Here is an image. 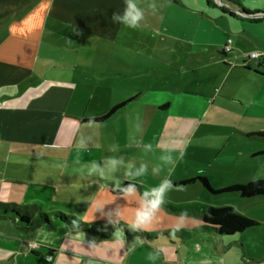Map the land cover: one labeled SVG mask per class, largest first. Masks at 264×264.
Segmentation results:
<instances>
[{
	"label": "crops",
	"instance_id": "0c3cea01",
	"mask_svg": "<svg viewBox=\"0 0 264 264\" xmlns=\"http://www.w3.org/2000/svg\"><path fill=\"white\" fill-rule=\"evenodd\" d=\"M225 1L229 9H220L221 14L237 21L248 20L252 27L242 26V31L264 41V35L253 28H263L264 32V16L253 20L237 14L240 11L264 15V0ZM142 2L136 0L141 9ZM149 2L161 3L163 9L167 0ZM125 6V0H0V192L7 195L12 189L21 193L20 206L35 205L42 210L43 203L51 207L55 201L63 200L83 208L85 217H93L89 223L108 221L104 219L114 210L119 220L134 221L145 201L137 197L132 198L133 202L126 199L131 194L127 191L112 194L114 182L102 170L107 168L108 165L103 166L107 161L95 158L97 147L78 145L74 137L102 127L114 132L131 130L139 139L144 131L151 130L145 129L142 119L154 112L182 119L202 117L205 111L196 112L193 104L205 94V68L212 66L214 77L220 78L219 93L229 76L238 81L243 76L250 86L251 96L245 102L239 99L241 104L253 108L234 111L236 117L255 119L264 114V63L257 60L255 69L251 60L228 66L224 63L228 54L221 55L223 50L216 52L218 61L212 59L208 66L191 69L193 78L176 85L181 91L175 92L172 100L166 99L158 87H174L170 80L160 84L148 76L158 66L161 70L171 66L180 51L184 57H205L210 52L174 50L173 37L167 33L171 23L165 16H145L137 29L113 21V13L122 15ZM223 34L226 40L232 37ZM195 70L200 75H194ZM141 76L148 77L143 92L140 81H134ZM229 93L227 90L225 94L229 99L235 97ZM120 104L124 105L106 120L89 122ZM171 104L176 111L170 110ZM126 108L127 116L122 113ZM248 130L254 128L239 131ZM261 151L264 147L252 149L247 155L257 158L260 156L253 155ZM93 165L98 168L95 175L87 171L76 173L75 167ZM178 184L173 186L179 187ZM162 213H154L151 223L155 231L149 232L201 226L194 220L181 219L185 223L180 225L187 227L168 228L172 218ZM10 221L18 230L26 231L18 222ZM35 230L57 238L56 250L49 249L55 252V264H264V228L231 238L198 235L182 241L172 236L170 240L152 243L126 241L118 232L99 240L56 223ZM12 244L0 240V248ZM31 254L42 259L40 253Z\"/></svg>",
	"mask_w": 264,
	"mask_h": 264
},
{
	"label": "rangeland",
	"instance_id": "374dc122",
	"mask_svg": "<svg viewBox=\"0 0 264 264\" xmlns=\"http://www.w3.org/2000/svg\"><path fill=\"white\" fill-rule=\"evenodd\" d=\"M142 10L145 16H165L167 22V33L173 37V49H188L209 51L205 57H184L181 51L171 66L156 68V72L148 77H154L157 83L168 82L174 87L160 89L165 93L166 99H171L175 92H180L177 87L184 79H192L191 69L197 66L210 65L218 61L216 52L224 51L227 42L223 33L232 36L230 44L232 52L227 53L224 63L228 66L240 64L250 60L248 55L252 49H257L264 57V41L255 38L249 31L243 32L242 26L252 27L248 20L237 21L223 16L220 9L227 10L229 5L225 0H167L164 3L166 8L162 9L161 3H150L152 0H142ZM148 1V3H147ZM145 2V4H144ZM154 6V7H153ZM233 15V13H230ZM239 17L246 19H261L259 15L248 14L237 11ZM256 28V31L264 35L263 28ZM223 32V33H222ZM239 38L241 40H239ZM175 55V54H174ZM257 60H251L250 64L255 69ZM220 64V62H219ZM221 65V64H220ZM227 70V69H224ZM185 71H188L185 73ZM196 71V70H195ZM223 73V71H222ZM235 73V72H233ZM194 75H200L196 71ZM217 75V74H216ZM206 85L204 95L195 100L193 104L196 112L205 111L202 117L195 116L187 119L176 118L168 113L154 112L153 116H146L141 122L145 129L140 138L133 135L131 130L109 131L105 128H97L90 133L82 132L74 137L78 145L90 148L97 147L95 158L107 161V168L102 170L110 181L114 182L115 190L120 189L126 182L140 186L125 197L133 202V197L143 201L152 199L145 197L158 188L164 181H169L171 190L164 194L163 202L172 208L189 206L190 204H202L212 208L231 207L237 210L244 217L264 221V198H241L238 194H211L200 183L195 182L185 186L174 187L173 184L186 180L205 177L212 190L217 191L235 184H246L248 182L264 180V160L261 157L251 158L248 152L252 149L264 147V137L251 135L264 132V114L255 119H241L236 117L234 111H245L251 109L250 105L241 104L240 99L245 102L250 95V86L244 82L243 76L238 81L231 76L226 77V86L219 93V77H214L212 66L204 69ZM223 76V75H222ZM148 77H139L134 81H140V89L145 91V81ZM153 79V78H152ZM127 81V80H126ZM235 96L227 97L226 91ZM235 98V99H234ZM240 98V99H239ZM215 103H213V101ZM137 104H135V108ZM128 108L123 110L128 115ZM170 110L176 111L175 105L171 104ZM141 111V108H140ZM170 111V112H171ZM121 113V112H120ZM254 130L239 131L240 128L251 127ZM248 136V137H246ZM112 161L116 163L113 164ZM143 168L142 174H137ZM76 169L78 175L85 171L89 174H97L98 168L89 166ZM100 171V168H99ZM95 182V181H94ZM96 183V182H95ZM93 184L95 186L96 184ZM108 187L110 183L104 182ZM10 194L0 192V203L18 204L23 203L22 194L8 189ZM122 197V196H121ZM118 197L117 199H122ZM126 202V200H123ZM42 213L59 211L67 216H75L82 222H92L93 217H85L84 209L74 204H67L55 201L51 207L45 203L40 205ZM34 212L32 205L29 206ZM117 211L107 216L109 222L117 224L122 222L127 225L128 231L152 230L153 223L148 228L140 227L133 229L132 220H119ZM126 212V211H125ZM158 212L171 216L170 223L166 227L180 225L181 219L194 220L201 223L199 217L191 212H176L161 204ZM200 225V224H199ZM195 225L193 227L199 226ZM164 226V225H163ZM187 225H180V227ZM45 231L50 232L49 229ZM264 235V232H261ZM0 240L10 241L13 244L0 248V264H55L53 263L56 250L57 238L43 234L39 230L21 231L13 226L10 220H0ZM42 255V259L35 257L31 252ZM58 256H62L61 254ZM57 264V263H56Z\"/></svg>",
	"mask_w": 264,
	"mask_h": 264
},
{
	"label": "trees",
	"instance_id": "16d2710c",
	"mask_svg": "<svg viewBox=\"0 0 264 264\" xmlns=\"http://www.w3.org/2000/svg\"><path fill=\"white\" fill-rule=\"evenodd\" d=\"M229 53V52H227ZM221 55H226L222 51ZM248 69V66H244ZM259 74L258 72H255ZM124 104H120L111 109L105 116L97 119L89 120V122H102L112 116ZM264 137V132L253 133ZM253 156H260L264 160V151H261ZM200 183L211 194H238L241 198H264V180H254L246 184H235L226 188L214 191L211 189L208 180L205 177H198L180 182L178 185L185 186L192 183ZM131 186L135 190L141 192L140 186L125 183L120 189H111L114 195H122ZM170 210L176 212H191L196 214L201 226L193 229H174L170 231L145 232L142 230L129 232L126 225L123 223L114 224L109 221H98L94 223L82 222L75 216H67L61 212L44 214L37 206H32L34 212L28 206H20L17 204L0 203V219H10L18 222L19 227L23 230L30 231L38 227H48L53 223L64 226L70 229L73 233H81L93 236L99 240L109 238L113 233L118 232L126 241H137L141 243H152L157 240H170L177 237L182 241L190 240L198 235H210L216 238H231L247 231H257L264 228V223L261 220H255L244 217L237 210L231 207L212 208L202 204H190L189 206L172 208L167 203H162Z\"/></svg>",
	"mask_w": 264,
	"mask_h": 264
},
{
	"label": "clouds",
	"instance_id": "9594fccd",
	"mask_svg": "<svg viewBox=\"0 0 264 264\" xmlns=\"http://www.w3.org/2000/svg\"><path fill=\"white\" fill-rule=\"evenodd\" d=\"M125 8L122 15L113 13L112 20H119L124 26L130 29H137L140 22L144 20V11L138 7L136 0H125ZM154 7V6H153ZM115 164V161H112ZM95 169V165H93ZM144 169L141 168L140 172L137 174H142ZM172 185L169 181H164L160 184L158 188L153 189L150 193H145V197L151 196L152 199L146 200L142 205V209L138 210L135 214V220L132 223V228L144 227L145 229L151 225L154 213L159 210L161 204L163 203L164 194L171 190ZM128 193H132L134 189L129 186L126 190Z\"/></svg>",
	"mask_w": 264,
	"mask_h": 264
},
{
	"label": "built area",
	"instance_id": "2783aa9c",
	"mask_svg": "<svg viewBox=\"0 0 264 264\" xmlns=\"http://www.w3.org/2000/svg\"><path fill=\"white\" fill-rule=\"evenodd\" d=\"M232 43V40L231 39H227V42L224 46V52H231L232 48L230 46V44ZM249 59L250 60H258L260 61L261 63H264V57L259 53V52H251L249 55H248Z\"/></svg>",
	"mask_w": 264,
	"mask_h": 264
}]
</instances>
